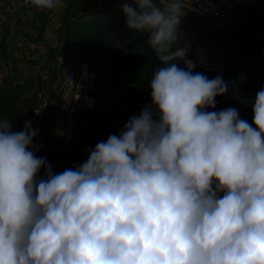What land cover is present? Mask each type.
I'll return each mask as SVG.
<instances>
[{"label":"clouds","instance_id":"clouds-1","mask_svg":"<svg viewBox=\"0 0 264 264\" xmlns=\"http://www.w3.org/2000/svg\"><path fill=\"white\" fill-rule=\"evenodd\" d=\"M132 4L120 0L125 26L160 66L119 133L56 173L30 121L0 119V264H264V86L243 101L251 124L214 110L234 84L193 72L177 46L183 0Z\"/></svg>","mask_w":264,"mask_h":264},{"label":"rangeland","instance_id":"rangeland-1","mask_svg":"<svg viewBox=\"0 0 264 264\" xmlns=\"http://www.w3.org/2000/svg\"><path fill=\"white\" fill-rule=\"evenodd\" d=\"M93 1L95 0H64L65 6L59 11H54L37 9L26 3L25 0H0V94L16 97L22 111L14 113L12 131H20L25 121L30 120L36 95L39 92H50L56 82V75L61 70L64 71L74 66L73 61L80 58L92 61L90 49L83 55L77 56V58H68L65 54H61L60 30L63 19L74 15L80 8L89 7ZM111 3L115 5L113 0ZM247 11L251 17L261 20V22H254L255 25H252L245 18L238 19L236 23L233 19L229 26L215 29L191 7L185 5L184 12L186 15L180 25L181 33L179 31L177 33V46L188 45L185 58L193 61L195 65L210 66L216 62L223 63L231 58L234 52L232 46H230L231 42L219 41L220 38L226 39L234 34L252 35L257 33L256 35H264L262 18L250 5H247ZM248 17L246 16V18ZM234 29H242L243 31L235 32ZM126 31H128L127 28ZM138 34H141L146 41V34ZM129 37L128 33L120 35V47L116 52L118 57L124 53L125 47L130 42ZM3 38L5 42H2ZM178 66L183 67V63L180 62ZM153 73L149 74L148 84L146 85H141L135 81L128 71L125 72L123 77L119 76L117 78L112 75L109 77L110 85L113 88H118L123 98V103L117 106L111 114V123L115 127V133L120 132L118 131L120 130L119 127L122 129L126 113L138 115L147 104L145 101H151V91L148 85ZM94 88L93 83L92 89ZM60 95L61 92H59ZM228 95H231V92H228ZM59 96L52 98L53 101L50 104L45 121L38 125H30L32 129L38 130L33 145L39 147V151L36 153L37 156L45 157L50 164H52L51 160L54 158H64L66 155H70L69 158H66L67 161L69 164L76 166L85 162L87 156L81 159L77 156L75 150H78L82 155L88 152L87 150L90 149L91 144L85 138L86 144H74L67 138V135L74 131V111L86 105H78L75 110L70 111L67 103L65 107H61ZM86 96L91 97L90 94ZM237 97L245 98L247 96L238 94ZM64 101L69 102L68 97H65ZM247 109L245 105L242 107L244 113H248ZM0 119L6 118L0 117Z\"/></svg>","mask_w":264,"mask_h":264},{"label":"trees","instance_id":"trees-1","mask_svg":"<svg viewBox=\"0 0 264 264\" xmlns=\"http://www.w3.org/2000/svg\"><path fill=\"white\" fill-rule=\"evenodd\" d=\"M112 0H95L85 9H78L74 15L63 19L61 24L60 53L68 58H77L88 49L91 50L89 61L95 74L94 89H90V105L77 108L74 111L75 125L81 127V135L94 148L97 142L106 141L108 136L114 134V125L109 119L110 113L123 103V98L118 88L110 85L109 77L124 76L128 73L141 85L148 84V76L160 65L154 51L147 46L141 34L126 31V17L120 6H115ZM131 6L132 0H127ZM241 28V27H240ZM233 30V29H231ZM242 29H234L235 32ZM231 32V31H230ZM128 33L129 43L124 49L122 56L116 52L120 47L119 37ZM2 42H5L4 38ZM231 42L234 54L225 62H216L210 66L196 65L193 72H200L209 79L221 75L223 79L232 81L228 92L224 96L216 98V108L219 111L228 107H235L240 112L241 118L252 123V112L244 113L243 101L248 98L237 97L248 80L254 74L256 77H264V36L234 34L219 41ZM86 59V58H80ZM87 60V59H86ZM103 75V77H101ZM243 78V79H241ZM92 98V99H91ZM149 104L151 101H145ZM22 112L17 98L0 94V117L14 120L15 112ZM126 119L122 127L133 116L125 114ZM81 158V153L75 150ZM75 163V162H74ZM43 170H41V175Z\"/></svg>","mask_w":264,"mask_h":264},{"label":"built area","instance_id":"built-area-1","mask_svg":"<svg viewBox=\"0 0 264 264\" xmlns=\"http://www.w3.org/2000/svg\"><path fill=\"white\" fill-rule=\"evenodd\" d=\"M183 3L191 7L215 29L229 26L236 11L244 5L243 0H183ZM73 63H75L74 66L61 70L56 75V82L50 92H39L36 95L29 120L31 125H38L45 121L52 98L59 96V92H61L59 96L61 107H65L67 103L70 111H73L78 105H83V99L93 86L95 74L88 60L77 59ZM65 97H68L69 102L64 101Z\"/></svg>","mask_w":264,"mask_h":264},{"label":"crops","instance_id":"crops-1","mask_svg":"<svg viewBox=\"0 0 264 264\" xmlns=\"http://www.w3.org/2000/svg\"><path fill=\"white\" fill-rule=\"evenodd\" d=\"M243 2H244L243 7L240 10L236 11V14L233 18L235 23L238 19L242 20L243 18L248 19L251 22L250 24H252V25H255L256 22H261V20H256L249 15V13L247 11V5H250L252 7V9H254L255 12L258 13V16L260 18H262V22H264V0H243ZM113 3L115 4V6H120V0H113ZM246 16H249V17L246 18ZM242 22H245V21H242ZM257 26H259V25H257ZM260 29H263V28H260ZM256 34L257 33H253L252 36L256 35ZM259 36H264V35H259ZM261 86H264V77H256V76H254V74H252V76L250 77V79L248 80L247 84L245 85L243 91L240 94H241V96H247L250 98H254L255 94L260 90ZM247 108H248L247 112H250L251 111V105L249 104L247 106ZM112 112L109 115L110 120H111ZM119 128H120V130H118V131H121L122 130L121 127H119ZM80 131H81V127L75 125L74 131L70 135H67V138L70 139V141H72L74 144H78V143L86 144V140L81 135ZM114 134H116V133L114 132ZM56 146H59V145H56ZM83 149L85 150L86 148L84 147ZM83 149H82V151H83ZM69 156L70 155H66V157H64V158L58 157V158H54L53 160H51V163H52L51 165H52L54 172L60 173L67 168L74 167V165L69 164V162L66 159V158H69ZM85 156H87V158H88V152L83 153L81 155V159H84ZM87 158H85V160H87Z\"/></svg>","mask_w":264,"mask_h":264},{"label":"bare ground","instance_id":"bare-ground-1","mask_svg":"<svg viewBox=\"0 0 264 264\" xmlns=\"http://www.w3.org/2000/svg\"><path fill=\"white\" fill-rule=\"evenodd\" d=\"M83 104L90 105V97L89 96H85V98L83 99Z\"/></svg>","mask_w":264,"mask_h":264}]
</instances>
